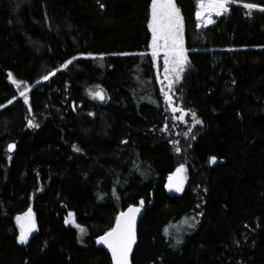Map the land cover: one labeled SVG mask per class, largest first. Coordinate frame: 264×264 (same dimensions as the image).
I'll return each mask as SVG.
<instances>
[{"label":"trees","instance_id":"1","mask_svg":"<svg viewBox=\"0 0 264 264\" xmlns=\"http://www.w3.org/2000/svg\"><path fill=\"white\" fill-rule=\"evenodd\" d=\"M152 4L0 0V264H112L98 240L130 205L144 208L131 264H264V0H231L206 27L196 0H172L188 132L148 53Z\"/></svg>","mask_w":264,"mask_h":264},{"label":"rangeland","instance_id":"2","mask_svg":"<svg viewBox=\"0 0 264 264\" xmlns=\"http://www.w3.org/2000/svg\"><path fill=\"white\" fill-rule=\"evenodd\" d=\"M196 1V21L198 27L209 25L213 17L220 15L226 9L227 4L231 2V0ZM157 5L156 19L153 21L152 13L150 21L151 42L148 47V53L153 60L157 83L170 114L173 127H179L188 132L195 123V119L192 114L183 109L176 93V87L180 83L188 63L184 48L181 18L171 6H168V0H157ZM10 81L16 87L18 95L27 101L29 86L17 82L12 78H10ZM172 175H177L185 181L186 169L183 166L179 167ZM26 213L31 212L27 211L24 214ZM68 217L65 219V224L77 230L79 242L82 243L85 233L84 228L76 223L73 215L71 222H66ZM183 223H179L176 227H179Z\"/></svg>","mask_w":264,"mask_h":264},{"label":"water","instance_id":"3","mask_svg":"<svg viewBox=\"0 0 264 264\" xmlns=\"http://www.w3.org/2000/svg\"><path fill=\"white\" fill-rule=\"evenodd\" d=\"M12 145V149L9 150V146ZM8 152L11 154L14 152V144H9ZM184 181L177 175H170L164 185V189L167 195L174 197L179 194L183 187ZM144 215V208L141 205H130L122 210L109 232L113 235L108 237V242L100 243V238L105 237L106 234L102 235L99 240V246L103 249L111 258L112 264H131L134 250L138 243V226L140 220ZM17 227L19 229V235L23 233L28 239L36 230L35 218L33 213H26L20 216L17 220ZM109 243L112 247H109ZM130 245V250L126 252L124 249ZM115 248V255L113 253Z\"/></svg>","mask_w":264,"mask_h":264},{"label":"snow or ice","instance_id":"4","mask_svg":"<svg viewBox=\"0 0 264 264\" xmlns=\"http://www.w3.org/2000/svg\"><path fill=\"white\" fill-rule=\"evenodd\" d=\"M157 0H153V4H152V7H153V21H155V19H156V8H157ZM168 6H171V7H175V5L174 4H172V0H168ZM101 7H103V5H101ZM221 7H222V5H221ZM245 7H248V8H253V7H256L255 5H245ZM177 15H178V13H177ZM69 63H71L70 61H69ZM10 78H11V74H10ZM45 79H47V77H44ZM14 83H15V81H13ZM23 94V93H22ZM95 96H97V97H100L101 99L103 98L102 96H101V94L99 93V92H97V93H95ZM12 145H10L9 146V150H11L12 149ZM75 147V146H74ZM78 150V149H77ZM212 160H213V162H215V158L213 157L212 158ZM71 219H72V214L70 213L69 214V217H68V220H66V222H71ZM81 231H83V229H81ZM113 235V233L112 232H109V233H107L106 234V236L105 237H101L100 238V243H106V242H108V237H111ZM20 242L21 243H23V242H25V240H26V236L22 233L21 234V236H20ZM109 247H112V244L111 243H109ZM127 250H130V245H128L125 249H124V251L126 252ZM115 248H113V253H114V255H115ZM118 264H119V261H118Z\"/></svg>","mask_w":264,"mask_h":264},{"label":"bare ground","instance_id":"5","mask_svg":"<svg viewBox=\"0 0 264 264\" xmlns=\"http://www.w3.org/2000/svg\"><path fill=\"white\" fill-rule=\"evenodd\" d=\"M17 224V223H16Z\"/></svg>","mask_w":264,"mask_h":264}]
</instances>
